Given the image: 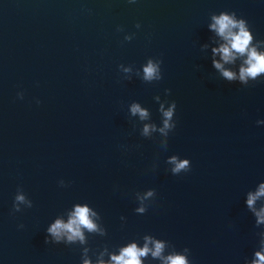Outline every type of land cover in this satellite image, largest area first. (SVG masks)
Wrapping results in <instances>:
<instances>
[{
	"label": "water",
	"instance_id": "water-1",
	"mask_svg": "<svg viewBox=\"0 0 264 264\" xmlns=\"http://www.w3.org/2000/svg\"><path fill=\"white\" fill-rule=\"evenodd\" d=\"M222 14L264 53V0H0V264H116L132 244L140 264L264 254V195L247 203L264 184V74L241 81L246 55L214 51ZM77 206L94 231L47 232Z\"/></svg>",
	"mask_w": 264,
	"mask_h": 264
},
{
	"label": "clouds",
	"instance_id": "clouds-1",
	"mask_svg": "<svg viewBox=\"0 0 264 264\" xmlns=\"http://www.w3.org/2000/svg\"><path fill=\"white\" fill-rule=\"evenodd\" d=\"M213 19L215 23L212 25V28L216 29L227 41L226 44L222 45L219 49H214V51L221 52L224 61H231L236 54H240L241 56L246 55L247 57L244 61L246 66H242L240 69L239 79L247 82L248 78L255 79L259 74H264V53H259L255 48L250 47L252 36L245 27V20H236L227 14L213 17ZM236 29H238V31H235ZM214 66L217 69H221L223 76L228 80L235 79V73L223 69L219 62H214ZM144 78L146 80L159 78L158 68L152 62H149L144 68ZM20 98L23 97L21 96ZM37 103H39V101H37ZM131 111L133 114L139 113L141 118L147 116V112L140 108L139 105H133ZM163 114L166 118L164 121L165 128H168L170 127L168 121L173 115L172 109L169 108ZM148 131L149 127L145 126L144 133L147 134ZM161 131H163V129ZM170 163L175 164V167L172 169L173 173H179L181 170H187L190 167L187 159L177 160L176 157H172ZM148 195H151V193H148ZM260 195H264V184L260 186L259 191L255 195H249L247 203L250 208L253 206L256 198ZM16 200L22 202L24 200L23 195H18ZM15 211H19V209L17 208ZM139 211H143V209H139ZM256 215L258 217V222H264V209H261ZM81 226L87 228L89 231H94L96 229V225L89 218V209L86 206H77L75 213L68 223L65 224L60 220H56V222L47 229V232L55 236L57 240L63 231L71 233L68 237L69 240H73L77 237L83 239L80 230ZM45 239L47 241V238ZM162 247L163 245L160 242H156L153 256L160 255ZM148 251L149 249L147 245L143 249H137L135 244H132L125 248L119 256H113L112 259L116 264H140L139 257L146 255ZM257 256L258 260L255 261L254 264H264V254L257 253ZM166 264H186V261L183 256L172 255L167 257Z\"/></svg>",
	"mask_w": 264,
	"mask_h": 264
}]
</instances>
